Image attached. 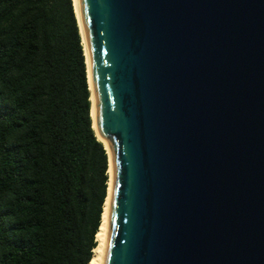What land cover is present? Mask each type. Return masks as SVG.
<instances>
[{
  "label": "water",
  "instance_id": "95a60500",
  "mask_svg": "<svg viewBox=\"0 0 264 264\" xmlns=\"http://www.w3.org/2000/svg\"><path fill=\"white\" fill-rule=\"evenodd\" d=\"M112 187L101 264H264V0H78Z\"/></svg>",
  "mask_w": 264,
  "mask_h": 264
},
{
  "label": "trees",
  "instance_id": "16d2710c",
  "mask_svg": "<svg viewBox=\"0 0 264 264\" xmlns=\"http://www.w3.org/2000/svg\"><path fill=\"white\" fill-rule=\"evenodd\" d=\"M107 168L72 0H0V264H88Z\"/></svg>",
  "mask_w": 264,
  "mask_h": 264
},
{
  "label": "bare ground",
  "instance_id": "6f19581e",
  "mask_svg": "<svg viewBox=\"0 0 264 264\" xmlns=\"http://www.w3.org/2000/svg\"><path fill=\"white\" fill-rule=\"evenodd\" d=\"M72 3H73L75 15H76L78 26H79V31H80V35H81V39H82L83 51H84V56H85L87 83H88V88H89V92H90V116H91V120H92V127L94 129L93 105H92V99H91L92 76H91V71H90V66H89V59H88V54H87V48H86V43H85V37H84V31H83V25H82L78 0H72ZM94 132H95V129H94ZM95 134H96V132H95ZM96 136H97V134H96ZM97 138H98V136H97ZM101 142L103 143V145L106 149L107 157H108L107 194H106V198H105V201L103 204V211L101 214L100 225H99L98 230L95 234V239H96L97 243H96V246L93 248V255H92L88 264H101V262H102L103 248H104V242H105L106 232H107L108 209H109V203H110V197H111L112 165H111L110 150H109L108 145L105 142H103V141H101Z\"/></svg>",
  "mask_w": 264,
  "mask_h": 264
}]
</instances>
